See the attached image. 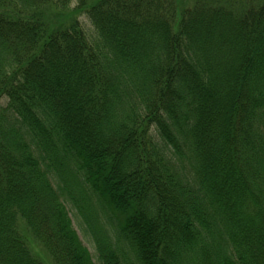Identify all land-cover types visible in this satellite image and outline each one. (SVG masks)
Here are the masks:
<instances>
[{"label":"trees","instance_id":"obj_1","mask_svg":"<svg viewBox=\"0 0 264 264\" xmlns=\"http://www.w3.org/2000/svg\"><path fill=\"white\" fill-rule=\"evenodd\" d=\"M194 2L0 0V264H264V4Z\"/></svg>","mask_w":264,"mask_h":264},{"label":"rangeland","instance_id":"obj_2","mask_svg":"<svg viewBox=\"0 0 264 264\" xmlns=\"http://www.w3.org/2000/svg\"><path fill=\"white\" fill-rule=\"evenodd\" d=\"M172 1L176 3V5L179 7V10H182L185 8H191L193 7V4L195 3L194 2L195 0H172ZM222 1L226 2L227 6H230V7L233 6V8L238 7L239 9H244L249 6L258 7L264 4V0H222ZM76 7H77V2L75 1L67 9H59L57 6H54V5L49 6L48 12L44 15L45 17L44 22L46 23L47 26L49 25L52 29H55L59 27L60 25L68 26L74 21V19H78L77 14L74 13V10ZM26 19L28 21L30 20V17L27 16ZM79 19L81 20V22H83L84 26L87 29L91 28L86 18L82 17ZM73 215H74V212H72L71 216L72 218H74V225H75L76 230L78 231L80 238L82 239L81 241H83L85 246L90 249L89 251L94 256L96 264H99L97 258L95 257V251H93L94 250L93 244L90 241L87 242L85 239L84 233L81 230H78L80 229L78 226V221ZM22 232H23L24 238L27 240V245L32 251V254L40 258L42 261L48 260L49 255L45 252V250L39 243H36L37 241H35L31 233H29V231H26L24 229H22Z\"/></svg>","mask_w":264,"mask_h":264}]
</instances>
